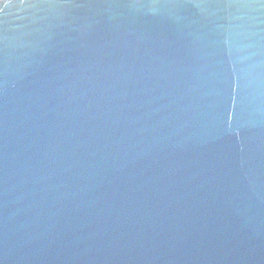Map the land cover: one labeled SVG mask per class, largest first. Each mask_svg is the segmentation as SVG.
I'll use <instances>...</instances> for the list:
<instances>
[{
    "label": "water",
    "instance_id": "obj_1",
    "mask_svg": "<svg viewBox=\"0 0 264 264\" xmlns=\"http://www.w3.org/2000/svg\"><path fill=\"white\" fill-rule=\"evenodd\" d=\"M0 264H264V0H0Z\"/></svg>",
    "mask_w": 264,
    "mask_h": 264
}]
</instances>
